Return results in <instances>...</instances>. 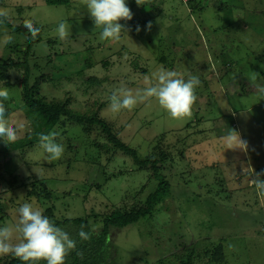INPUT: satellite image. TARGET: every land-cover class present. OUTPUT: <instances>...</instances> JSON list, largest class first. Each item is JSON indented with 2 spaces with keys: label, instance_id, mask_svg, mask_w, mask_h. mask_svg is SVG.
<instances>
[{
  "label": "rangeland",
  "instance_id": "obj_1",
  "mask_svg": "<svg viewBox=\"0 0 264 264\" xmlns=\"http://www.w3.org/2000/svg\"><path fill=\"white\" fill-rule=\"evenodd\" d=\"M126 3L133 18L119 21L124 32L112 41L95 30L83 0L67 6L0 0L14 26L0 24V40L12 37L0 44V63L12 59L17 65L0 86L9 89L6 118L24 125L17 141L41 118L24 100L27 69L36 93L84 118L63 116L53 130L64 146L59 160L48 159L39 145L21 152L10 150L17 141L0 139V227L15 223L25 202L43 214L54 206L57 221L87 219L96 232L111 214L147 206L161 178L152 164L140 167L119 150L91 118L104 121L142 161L158 160L170 187L151 216L112 230L110 264H182L176 259L191 246L203 255L195 264H211L204 254L219 244L222 264H264V194L253 183L264 172V0ZM25 20L40 29L35 40ZM62 21L70 31L64 40L56 32ZM161 66L199 77L191 115L173 119L155 98L131 111H109L113 92H135ZM229 130L246 148L223 139ZM36 191H47L52 200L29 197ZM12 257L0 256V264Z\"/></svg>",
  "mask_w": 264,
  "mask_h": 264
},
{
  "label": "clouds",
  "instance_id": "obj_2",
  "mask_svg": "<svg viewBox=\"0 0 264 264\" xmlns=\"http://www.w3.org/2000/svg\"><path fill=\"white\" fill-rule=\"evenodd\" d=\"M88 13L94 21L95 30L101 29L103 40L118 41L124 32L121 20L130 21L133 18L126 0H83ZM139 5L140 0H136ZM10 13L6 8H0V24L9 19ZM24 26L29 30L31 38L35 40L40 29L34 27L31 20H25ZM151 29V22L146 25ZM140 31L139 26L136 29ZM56 32L59 39L64 40L70 35L67 21H62ZM12 43V37L5 34L0 44ZM187 77V78H186ZM255 79V76L253 77ZM144 86L132 89L120 88L110 97L109 111L119 113L122 110L131 111L137 104L155 98L158 104L168 112L173 119H182L191 115V109L197 100L195 89L201 81L191 72L170 70L161 66L157 71L144 77ZM264 93V88L260 89ZM9 99V89L0 86V139L14 143L18 139V132L23 124H13L6 118L5 101ZM58 133L55 131L41 134L39 147L48 154V159L59 160L64 153V146L57 143ZM228 144H237L246 148V142L236 130H229L223 138ZM264 172L256 173L253 183L260 194H264ZM15 223L0 227V256L12 255L23 264H65L69 253L76 248V241L69 234L58 227L53 220L43 214L33 203L25 202L15 211ZM82 240L89 239L83 228L79 232ZM82 255V253H78Z\"/></svg>",
  "mask_w": 264,
  "mask_h": 264
},
{
  "label": "trees",
  "instance_id": "obj_3",
  "mask_svg": "<svg viewBox=\"0 0 264 264\" xmlns=\"http://www.w3.org/2000/svg\"><path fill=\"white\" fill-rule=\"evenodd\" d=\"M45 2L48 6H67L70 5L71 0H45ZM4 24L9 28L14 29V26H12L8 20H5ZM15 66L17 65L12 61V59L0 63V83L6 82L8 78H10L9 72ZM29 79V69H27L24 79V100L25 102L34 105L39 110L41 118L39 123L33 127V133L29 134L25 140L17 141L12 144V149L10 150H20L23 152L27 148L31 149L38 146L40 135L52 132L57 125H59L63 116H68L77 122L84 121L83 117L73 115L72 112L60 104L47 102L43 97L36 93L33 88H31L29 85ZM88 120L101 125L108 134L109 140L115 144L119 150L127 155H131L138 166L147 167V165L152 164L155 176L157 178H161V181L156 192L150 195L146 207L137 211L127 213L115 212L111 214L104 220L101 232L94 231L87 219L76 218L67 219L65 221H57L54 219V206H51V208L46 210L44 215L53 220L58 227L65 230L69 236L76 241V248L66 257L65 264H110L112 256L110 234L112 230L114 228H126L139 222L143 218L151 216L156 205L161 203L170 193L169 182L163 179L161 173H159L158 160L142 161L139 153L122 143L115 135H113L109 126L104 121H95L91 118ZM34 186L37 188L36 185ZM29 197H34L36 200L45 202L52 200L51 194L47 191H41L40 193L36 191V194L30 193ZM82 228L86 233H88L89 239L82 240L80 238L79 232ZM195 248L196 247L191 246L189 248L188 255H180V257H177L176 261L180 260L182 261V264H195L196 260L201 259L203 256L202 253L197 252V249ZM78 253H82V255H78ZM204 255L209 259L211 264H222L226 260L224 248L221 244L213 249L207 250ZM7 264H23V262L13 256ZM39 264H45V262L41 261Z\"/></svg>",
  "mask_w": 264,
  "mask_h": 264
}]
</instances>
